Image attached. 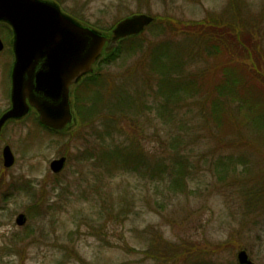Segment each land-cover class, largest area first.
<instances>
[{
	"label": "rangeland",
	"instance_id": "obj_1",
	"mask_svg": "<svg viewBox=\"0 0 264 264\" xmlns=\"http://www.w3.org/2000/svg\"><path fill=\"white\" fill-rule=\"evenodd\" d=\"M53 1L77 22L104 33L131 15L154 18L139 37L146 49L132 53L125 44L117 58L102 67L105 81L121 88L143 92L149 91V84L155 87V74L143 70V55L150 44L161 42L184 46L188 54L189 45L199 42L197 53L192 51L190 68L184 71L194 73L203 67L208 81L214 83H220L222 76L219 69V73H210L218 53L230 52L232 63L245 67L253 60L251 55L243 52L246 49L241 54L234 51L235 31L212 33L216 19L230 18L238 24L241 18L252 20L249 29L255 30L260 42L262 57L258 62L264 72V0ZM7 28L0 23L6 38ZM221 43L224 45L216 49L212 46ZM225 47L226 51H221ZM7 52L5 48L0 51V107L8 105L4 93L10 86L12 58ZM248 84L257 90L264 88V83L253 77ZM102 88L100 105L112 99L117 89ZM257 90H253V100L264 103ZM77 92L86 100L94 97L95 89L88 91L84 85ZM178 105L182 108L177 126L161 118L156 109L141 108L138 118L121 113L118 137L125 142L141 140L148 173L122 169L109 174L95 157L89 158V152L97 156L103 147L102 127L96 128L90 121L61 134L41 127L33 114L10 124L0 134V264H238L241 249L255 263L264 264V203L254 202L264 197V154L249 147L233 150L226 143L215 142L209 134L210 125L201 116H191L198 112L192 101ZM236 112L239 118L244 115ZM182 123L184 129L180 130ZM252 130L236 133L262 150L264 137ZM174 136L187 139L180 147L192 168L187 187L171 184L170 154L179 150L171 149ZM232 138L236 140L237 134ZM6 144L16 157L11 168L3 164ZM231 154L234 159L244 156L248 162H241L235 172L220 173L218 158ZM61 156L68 158L67 166L63 172L53 173L50 164ZM161 161L169 171L153 174ZM260 179L263 187L255 195L253 183ZM20 213L27 215L23 226L16 223Z\"/></svg>",
	"mask_w": 264,
	"mask_h": 264
},
{
	"label": "trees",
	"instance_id": "obj_2",
	"mask_svg": "<svg viewBox=\"0 0 264 264\" xmlns=\"http://www.w3.org/2000/svg\"><path fill=\"white\" fill-rule=\"evenodd\" d=\"M213 24H215L214 28L216 29L214 31L212 28L213 34L216 32L224 35L230 34L229 30L235 31L236 42L233 46L234 51L241 54V50L246 49L243 52L251 55V59H253H250L251 61L245 67H239L232 63L230 57L232 54L230 52L218 53L219 56L215 59L216 64L212 65L210 73L212 71L213 73L216 71L219 73V69L222 72L220 83L208 81V78H206L207 70H204L203 67L200 71L194 73H190V71L186 73L184 71L190 68L193 58L192 54L193 52L197 53V49L200 46L199 42H195L192 46L189 45L191 49H188V54L184 46L174 47L168 41L155 45L150 44L146 50L147 54L143 55V60H145L143 66L144 72L152 71L156 76V85L154 87V85L149 84V91L145 89L141 92L138 88L129 90L128 86L125 88L122 86L121 88L114 82L105 81L101 73L86 79L81 85H87L88 91L95 89L93 98L89 97L90 99L84 100L80 98L79 93L76 91L78 123L82 126L86 121H90L91 124L96 125V128L99 125L102 127L99 133L103 147L97 156L89 152V158L95 157L98 164L103 166L107 173L112 174L114 171L122 169L135 172H140L143 169L144 173L150 171L146 172L149 164L144 162L147 160H145L146 153L141 150V140L135 138L128 139L125 142L118 137L120 136L119 124L123 117L121 113L125 112L132 117L138 118L142 113L141 108L143 110L156 109L161 118L177 126V122L179 121L178 111L182 108L178 104L187 100L192 101L193 106L195 105L198 109V112L191 116H201L205 124L210 125L207 128L209 129L210 136H212L211 139L215 142L226 143L233 150L249 147L264 154V147L260 150L250 139L244 136L241 137L240 133H236L237 131L242 132V130L252 132L253 128L254 131H257L259 135L264 137V103L262 99L258 101L253 100V90L257 89L254 86L251 87L250 84L247 85L251 77L264 83V72H261L263 64L258 62L262 57L261 45L255 36V30L252 32L249 29L251 28L252 20L241 18V22L238 24L230 18L228 20L216 19L213 20ZM97 29L101 30L100 28ZM198 33L201 32L198 31ZM139 37L132 36L123 40L121 46L115 51L116 53L113 56H109L102 63L105 64L115 60L121 51V47L125 44L129 45L128 48L132 49V53L146 49L139 42ZM244 41L250 45L248 49ZM217 45L224 44H213L212 46L216 49ZM221 51H226V47L225 50L221 49ZM186 53L187 57H189L185 59L184 55ZM196 55L199 56V54ZM150 59L151 61H149ZM196 73L200 74L197 75ZM106 85L111 86L112 90L117 89L112 99L108 98L104 105H100L103 92L100 90L103 89L102 86ZM257 91H260L259 95L264 97V88ZM97 97L100 100L97 101ZM235 110L243 112L244 115L239 118ZM183 129L182 123L180 130ZM235 134H237V139L233 140L232 136ZM181 137L174 136L171 138V149H179L175 150V153L170 154L173 165L169 175L173 177L171 184L174 187L178 185L180 187H187V175L192 170L186 154L184 152L181 153V144H184L185 140L187 141L186 138L184 140ZM201 139L202 137L200 136ZM262 144L264 146V142ZM241 162L246 163L248 160L244 156L234 159V155L232 154L220 156L218 158V165L221 168L217 169L222 174L235 172ZM161 163L162 161L152 169L153 174L161 175L169 171L167 165ZM214 163H216V160L213 161ZM255 181H260L253 183L255 186L253 193L256 195L261 192L263 185L261 179ZM257 201L260 205H263L264 197L262 199L258 197L254 202L257 203Z\"/></svg>",
	"mask_w": 264,
	"mask_h": 264
},
{
	"label": "water",
	"instance_id": "obj_3",
	"mask_svg": "<svg viewBox=\"0 0 264 264\" xmlns=\"http://www.w3.org/2000/svg\"><path fill=\"white\" fill-rule=\"evenodd\" d=\"M0 20L14 28L16 53L13 109L3 118L23 117L34 107L45 125L63 130L73 120L70 87L93 71L104 48L106 52L117 48L124 38L143 32L154 18L133 15L104 35L62 14L52 2L0 0ZM4 158L7 167L14 164L9 148L4 150ZM65 161H53L52 169L61 171ZM24 219L21 215L17 221L23 224ZM238 263L255 264L246 251L239 252Z\"/></svg>",
	"mask_w": 264,
	"mask_h": 264
},
{
	"label": "flooded vegetation",
	"instance_id": "obj_4",
	"mask_svg": "<svg viewBox=\"0 0 264 264\" xmlns=\"http://www.w3.org/2000/svg\"><path fill=\"white\" fill-rule=\"evenodd\" d=\"M1 31L2 30L0 29V36H1L2 41H3V48L0 49V51H2L4 48L8 49L7 54L12 58V62H13L14 54H13V49H12V46H11V38L12 37L7 39L6 37H4V35L1 34ZM12 62L10 64L11 65V69H10V74H9V80H10L9 90L6 93H4L5 94V98H7L5 100H7L8 105L0 107V118L2 117V115L4 113H6L12 107V104H11ZM24 120L25 119H17V120L10 119V120L5 121L4 124L0 127V134L3 133L4 131H6L7 127L10 124H12V123H20V122H22Z\"/></svg>",
	"mask_w": 264,
	"mask_h": 264
}]
</instances>
